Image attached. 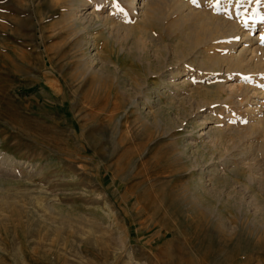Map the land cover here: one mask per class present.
Listing matches in <instances>:
<instances>
[{
    "label": "rangeland",
    "instance_id": "obj_1",
    "mask_svg": "<svg viewBox=\"0 0 264 264\" xmlns=\"http://www.w3.org/2000/svg\"><path fill=\"white\" fill-rule=\"evenodd\" d=\"M75 1L0 0V264H264V71L221 61L240 34L190 47L211 25L196 16L170 33L182 8L158 0L149 34L133 35L118 26L136 21L125 1L127 16L96 0L113 26L91 29L89 63ZM188 2L246 30L252 9L264 14V0ZM178 48L193 66L157 85ZM145 84L155 91L135 107Z\"/></svg>",
    "mask_w": 264,
    "mask_h": 264
},
{
    "label": "bare ground",
    "instance_id": "obj_2",
    "mask_svg": "<svg viewBox=\"0 0 264 264\" xmlns=\"http://www.w3.org/2000/svg\"><path fill=\"white\" fill-rule=\"evenodd\" d=\"M123 1H125V3H124L125 4V7L128 10V11L127 10L126 11L131 16H133L136 19V21H135V23L128 25V24H126V21L123 19V20H120V22H119L120 25H118V24L117 25L122 30H124L125 32L130 33V34H133V35L135 33L134 31L137 30L138 27H141V28L144 29L143 32L145 33V35L146 34L148 35L149 34L148 33L149 32V29L148 28H150V27H148L147 24L151 20H154L156 18V7H157L156 4H157L158 0H123ZM173 1L175 2V0H173ZM184 1L183 0H179V2H178L176 0V4H174V5H177L179 9L182 8V10H185V12H183L182 10L180 11V13H181V15H180L181 21L180 20L179 21L177 20V21H174L173 24H171V25L169 24L168 25V30L170 31V33H172V31L174 30V28L176 26L179 28L178 25H180V22L183 23V21H186V20H188L190 18H194L196 16H199V17L201 16L202 18H200L199 21L202 19L203 22H206V25L210 24L211 25V28L209 30H206V31H198L199 29L195 30L196 28L194 30L191 29L192 31H190V30H188L187 32L184 31L186 34H188V32L190 31V33L188 34V35H190L189 36V39L185 41V43H187L188 46L191 47L193 45H196L199 42L202 43L203 41L206 42V43H208V44H214L218 40H226L227 41L228 37H230V38H236L235 36L238 35V34H240V37H241V45L240 46L241 47L239 49H237L236 53H234V51H231L233 53H230L231 54L230 56L228 55V57H226V58H224L225 56L221 57V58H223L221 61L222 62H225V64L227 66L230 65V66H232V68L234 67L238 73H243L244 74V73H250L251 71L255 72V68L258 65L261 66V70L264 71V61L263 60L261 61V57L264 58V48H263L262 45L258 44V42H257V39H258L259 34L258 35H255V36H251L250 35V31H249V29H252V27H257L255 29L256 30V33H257V30L258 31H261L264 28L263 27L264 26V22H261V21H258L257 20L256 22H253L252 25H250V28L248 30H246L241 25H239V23H237V24L234 23L235 21L234 22H231L232 20L231 21L225 20V19H227V17H225V16L214 17V16L208 14L207 11L201 12V11L195 9V8H192L190 6L191 4L188 2V0L186 2H184ZM75 2L76 3L74 4V6L72 7L71 11H69L68 14L71 17V21H73L76 24V26L79 27V33L82 34L80 44H82V48H83V51H84V58L87 59L89 63H91L96 58V54H95V52H93L94 47H95L94 46L95 43L93 41L94 40L93 39V36L91 35V29L93 31V29H96L97 30V28H100L101 29V27H105L106 28V27L111 26L112 21H111L110 13H105L104 12L105 11V8L104 7H106L107 4H105L103 1H100V3H101V10L95 12L96 14H94L92 12L86 13V9H87L88 6L94 7L93 8V11H94V9L97 8L98 3H97L96 0H76ZM199 3H201V2H199ZM227 4L228 3H225L224 2V6H226ZM110 6L112 7V5H110ZM232 6L234 8V6H235V0H234V4ZM109 9H110V11L112 10V8H109ZM175 10H176V8H175ZM260 11H262L264 13V4L262 5ZM112 26H113V24H112ZM201 27H204V25L202 26V24H201ZM121 29H119V30H121ZM139 32H141V31H139ZM150 33H152V32H150ZM138 35H140V34H138ZM142 35H143V33H142ZM178 42H180V41H178ZM246 43H249V46H247L248 44L246 45ZM182 46H184V44ZM187 49L188 48H186V50ZM137 50L142 52V51H144V47L143 46L137 47ZM182 50H183V48H178L177 49V53H178V55L180 54V57L181 58L180 59L178 58L176 61H174L172 63V66H170L171 68L169 70H166V72H164L165 71L164 69H163L164 71L163 70L161 71V74H159V76H160L159 83H157V85H162L165 88L170 87V86H173V87L177 86L176 83H173L172 82L171 76L174 75V74H176V73L180 76V75L184 74L187 71V68L186 67L193 66L191 63L188 64L187 61H185V56L186 55H185V53ZM178 55H176V56H178ZM242 62H244V63L242 64ZM211 63L208 62L207 59H206L204 61H201L200 64L198 65V69L199 70L198 69H195V68H193V69L197 70L198 73L200 72L199 74H202L203 73L202 72L203 70H205L207 68H210V69L212 68L213 63H212V65H211ZM179 65L181 66L180 70H178V67H177ZM162 68H163V66H162ZM225 68H227V67H225ZM261 70H260V67H259V71H261ZM253 72L251 74H254ZM183 80H185V79H183ZM260 81H261V79H260ZM181 83L183 84L185 82L184 81H181ZM145 87H147V91L145 93H143V94L141 93L142 96H139L137 98L135 97L133 100L131 99V101H132L131 104H134L135 107H138V105H139L138 103H141V102H139V100H142V99H144V100H151V99H149L150 96H151V94L146 95V93L148 91L154 90V87H152L150 84H147V85L145 84ZM138 88H139V85H138ZM249 88H248V90H249ZM143 92H144V90H143ZM251 92H253L252 94L255 93V91H253V90ZM259 93H261V92H259ZM244 96L246 97V95H244ZM140 97H141V99H140ZM216 97H218V96L216 95ZM220 97H222V96H220ZM216 99H218V98H216ZM239 101H240V99H239ZM201 105H203V103H200V104L197 103L198 108ZM232 105H233V108H234V106H236L235 104H232ZM248 110L251 113V111H253L254 109H253V107H249ZM232 111H233L232 109L226 111V116L233 115L232 114ZM192 168H195V167H192Z\"/></svg>",
    "mask_w": 264,
    "mask_h": 264
},
{
    "label": "snow or ice",
    "instance_id": "obj_3",
    "mask_svg": "<svg viewBox=\"0 0 264 264\" xmlns=\"http://www.w3.org/2000/svg\"><path fill=\"white\" fill-rule=\"evenodd\" d=\"M191 2L193 4H196L197 3V0H191ZM224 2L230 4V3H232V0H224ZM220 3H221V0H214L213 7L215 8V10L217 12H220L221 11V9L219 7ZM235 3H236V6L237 7H240L242 5H246V4L252 3V0H235ZM255 3L257 5H259L261 3V0H255ZM112 7L114 9H116L117 12H119V13L124 14L125 16H127L126 10L124 8H122V7L119 6V4L117 3V0H112ZM99 10H101V6L100 5H97V11H99ZM245 12H247V9L246 8H245ZM255 20H259L261 22H264V14H260L256 9H252V15L245 16V18L243 19L242 22H243V25L245 27H247L248 24H249V22H255ZM128 22H130V21H128ZM260 42L262 44H264V33H262L260 35ZM241 122L242 123H246V121H241ZM230 123H235V121L234 120L233 121H230Z\"/></svg>",
    "mask_w": 264,
    "mask_h": 264
}]
</instances>
